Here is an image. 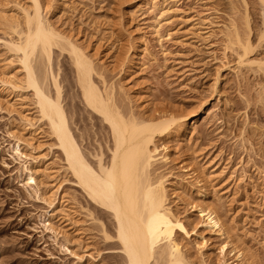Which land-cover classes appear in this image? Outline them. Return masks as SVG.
<instances>
[{
    "label": "rangeland",
    "instance_id": "374dc122",
    "mask_svg": "<svg viewBox=\"0 0 264 264\" xmlns=\"http://www.w3.org/2000/svg\"><path fill=\"white\" fill-rule=\"evenodd\" d=\"M40 1L50 19L101 67L125 109L139 116L192 114L202 105L194 131L181 136L171 128L155 140L168 146L173 160L172 169L164 171L169 192L183 174L180 167L193 166L211 178L205 190L190 189L184 181L183 200L170 196L173 209L189 224L184 244L193 256L205 241L206 263L218 264L219 247L230 235L255 264H264V74H234L235 55L224 50L218 35V27L233 20L244 30L246 12L254 42L264 16L258 0H180L160 38L151 29L153 14L145 0ZM2 31L0 39H5ZM2 51L0 46V78L11 70ZM52 52L73 135L84 152L94 154L101 147L105 156L107 128L81 102L68 55ZM31 98L25 90L0 91V264H124L116 241L104 239L99 229L101 223L113 236L111 218L60 169L61 155L37 120ZM24 114L33 128L25 125ZM16 139L21 158L12 151ZM24 166L34 173L32 189L25 185ZM43 198L52 201L51 207ZM61 205L67 216L54 217ZM207 207L220 216L223 237L200 224L197 209ZM51 210L52 217H42ZM43 219H49L56 235L42 226Z\"/></svg>",
    "mask_w": 264,
    "mask_h": 264
},
{
    "label": "bare ground",
    "instance_id": "6f19581e",
    "mask_svg": "<svg viewBox=\"0 0 264 264\" xmlns=\"http://www.w3.org/2000/svg\"><path fill=\"white\" fill-rule=\"evenodd\" d=\"M179 1H144L146 9L153 14L151 29L155 36L161 37L160 31L169 23ZM258 4L264 13V0H258ZM45 8L40 0H0V28L6 37L0 39V46L8 55L4 66L11 69L0 78V91L25 90L30 93L37 120L46 125L61 155L60 169L68 172L89 201L105 210L111 218L113 236L101 223L99 229L104 239L116 241L124 264H207L202 252L205 241L196 246L193 256L184 244L190 237L189 224L173 209L170 196L174 194L175 198L183 200L186 196L184 181L189 183L190 189L194 186L207 189L210 175L198 172L193 166L180 167L183 174L176 181L177 187L169 192L166 187L168 173L164 171L172 169L173 160L168 146L155 142L157 137L170 133L171 128L181 136L194 131L197 118L204 114L202 105L192 114L168 112L139 116L130 108L125 109L117 100L114 85L106 82L101 67L96 65L86 48L60 29L50 19V10ZM243 20L242 31L234 20L218 27L223 48L235 55L234 74L242 71L264 74V16L254 42L249 37L251 30L246 12ZM53 49L68 55L81 102L107 128L105 156L101 147L94 154L84 152L69 127L62 105V87L58 73L53 71ZM13 64L15 68H12ZM24 122L29 128L34 127L25 114ZM19 144L20 140L16 139L12 151L21 158ZM24 171L25 185L31 189L36 187L34 173L26 166ZM233 171L228 178L232 179ZM42 200L48 206L52 203ZM52 212H45L42 217H52ZM197 212L201 217L200 224L207 231L221 237L225 235L221 218L214 208H198ZM87 215L92 217L90 213ZM57 216H67L63 205L54 217ZM41 222L46 230L57 234L49 219ZM226 239L218 250L221 256L218 264H255L250 253L236 239L230 235Z\"/></svg>",
    "mask_w": 264,
    "mask_h": 264
}]
</instances>
